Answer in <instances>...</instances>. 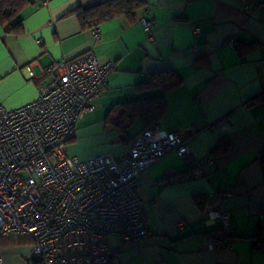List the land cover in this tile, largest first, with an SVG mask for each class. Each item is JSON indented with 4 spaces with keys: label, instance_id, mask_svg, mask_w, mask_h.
<instances>
[{
    "label": "crops",
    "instance_id": "1",
    "mask_svg": "<svg viewBox=\"0 0 264 264\" xmlns=\"http://www.w3.org/2000/svg\"><path fill=\"white\" fill-rule=\"evenodd\" d=\"M101 1L30 0L20 33L0 26V105L13 109L34 100L52 63L90 52L113 61L95 110L77 122L67 152L125 154L144 128L136 120L122 140L112 127L118 104L160 95L167 108L157 123L178 132L188 149L180 157L170 151L138 174L150 235L132 244L109 235L110 251L121 264H264V246L256 248L253 238L264 226V100L249 102L264 91V0H142L131 19L115 17L96 34L82 29L72 12ZM141 16L154 21L151 39ZM166 70L182 78L180 86L165 93L138 87ZM221 138L228 149L213 154ZM215 209L228 214L229 246L210 250L207 235L220 232V223L209 219ZM31 247L26 235L0 236V264H33Z\"/></svg>",
    "mask_w": 264,
    "mask_h": 264
},
{
    "label": "built area",
    "instance_id": "2",
    "mask_svg": "<svg viewBox=\"0 0 264 264\" xmlns=\"http://www.w3.org/2000/svg\"><path fill=\"white\" fill-rule=\"evenodd\" d=\"M138 21L151 39L153 19ZM115 67L92 52L55 62L44 68L49 79L34 100L13 109L0 105V236H28L39 264H121L107 237L132 244L150 235L136 192L138 174L166 153L180 157L188 149L178 132L154 123L132 138L123 155L83 158L67 152L77 122L95 110ZM26 71L34 76L30 65ZM209 219L220 223V232L207 235L208 248L229 246L228 214L215 209ZM183 225L178 221L175 227Z\"/></svg>",
    "mask_w": 264,
    "mask_h": 264
},
{
    "label": "trees",
    "instance_id": "3",
    "mask_svg": "<svg viewBox=\"0 0 264 264\" xmlns=\"http://www.w3.org/2000/svg\"><path fill=\"white\" fill-rule=\"evenodd\" d=\"M30 0H0V26L6 28L8 32L20 33L22 31V20L20 13ZM143 6L142 0H104L88 7H78L72 14L78 20L82 29L96 28L100 24L114 19L120 15L132 18L136 10ZM182 83V78L173 70L150 73L147 80L138 84L139 88H159L164 93L177 88ZM264 100V91L250 99L251 101ZM121 108L116 122L112 127L116 130L122 140L125 129L139 120L143 128H149L157 123L166 112V101L163 95L147 99L126 101L118 104ZM143 129V130H144ZM132 140V139H131ZM131 142V141H130ZM228 149L226 139L221 138L212 153L224 152ZM264 161V154L261 156ZM255 247L264 246V226H259L253 236ZM36 262L33 261V264Z\"/></svg>",
    "mask_w": 264,
    "mask_h": 264
},
{
    "label": "water",
    "instance_id": "4",
    "mask_svg": "<svg viewBox=\"0 0 264 264\" xmlns=\"http://www.w3.org/2000/svg\"><path fill=\"white\" fill-rule=\"evenodd\" d=\"M112 256V254H109V257H111Z\"/></svg>",
    "mask_w": 264,
    "mask_h": 264
}]
</instances>
